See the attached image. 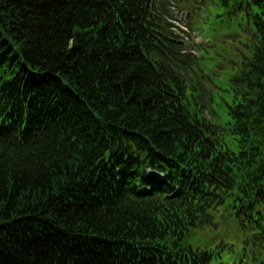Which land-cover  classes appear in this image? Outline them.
I'll use <instances>...</instances> for the list:
<instances>
[{
	"label": "trees",
	"instance_id": "trees-1",
	"mask_svg": "<svg viewBox=\"0 0 264 264\" xmlns=\"http://www.w3.org/2000/svg\"><path fill=\"white\" fill-rule=\"evenodd\" d=\"M206 2L225 117L171 0H0V264H264V0Z\"/></svg>",
	"mask_w": 264,
	"mask_h": 264
},
{
	"label": "rangeland",
	"instance_id": "rangeland-1",
	"mask_svg": "<svg viewBox=\"0 0 264 264\" xmlns=\"http://www.w3.org/2000/svg\"><path fill=\"white\" fill-rule=\"evenodd\" d=\"M209 0H171L170 12L173 16L171 21L175 26V32L187 44L196 46L195 54L199 58V68L202 71V82L204 88L213 94V109L216 114L225 117V102L230 100L228 89V75L230 67L226 64L229 58L233 57L237 49L238 41L230 40L224 36L219 24L212 20L214 10L209 11L210 6L206 4ZM225 38H224V37ZM242 35L237 36L241 38ZM230 38H236L230 36ZM201 49V51H198ZM205 49V50H203ZM200 52V53H199ZM214 113L208 108L205 116L214 118ZM224 142L227 147L236 152L237 144L228 134L224 136ZM219 232L214 236L213 233L196 236L200 244L216 243L224 235L233 237L235 230H231L224 218L220 220Z\"/></svg>",
	"mask_w": 264,
	"mask_h": 264
}]
</instances>
